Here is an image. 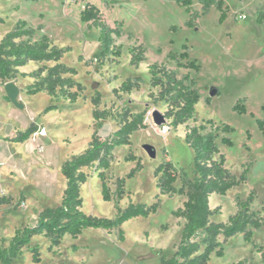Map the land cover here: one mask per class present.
<instances>
[{"label":"rangeland","instance_id":"obj_1","mask_svg":"<svg viewBox=\"0 0 264 264\" xmlns=\"http://www.w3.org/2000/svg\"><path fill=\"white\" fill-rule=\"evenodd\" d=\"M222 1L229 10L226 21L220 25V12L215 6L202 14L199 0H192L191 12L199 13L194 28L186 26L190 16L176 0L0 2V18L4 21L0 26V41L5 31L18 21H25L34 29L41 27L36 38L46 35L56 47L70 48L60 63L75 69L74 80L85 88L83 97L70 104L44 93L26 96L24 89L33 81L22 79L19 74L15 79L0 81V199H4L0 203V245L6 248L17 230L35 225L43 209L60 205L65 184L61 165L84 153L95 131L90 102L95 91L101 96L100 111H110L113 116L125 109L133 115L145 111L146 129L134 132L129 146L113 152V161L105 172L111 201L102 199L95 167L84 169L89 178L80 188L81 210L87 215L114 219L119 178L124 179L123 198L117 203L120 209L130 204L149 206L156 202V197L160 202L155 215L131 219L121 226L123 241L118 240V230L88 229L77 239L65 236L60 246L50 251L45 237L34 236L13 264H35L30 253L34 246L39 249L38 264H159L162 256L171 258L180 243L185 222L173 218L171 213L181 209L186 198L176 194L158 196L154 170L170 161L178 171L192 178L193 152L184 142L185 131L210 120L234 130L229 135L233 146L220 148L226 169L237 178L248 169L245 184L232 188L224 196L213 194L209 198L214 213L210 220L227 223L237 212V200H245L254 192L250 212L262 219L263 227L251 230L249 243L241 234L227 240L223 243V257L212 256L209 264L240 261L264 264V136L257 124L264 122V23H256L257 14L264 13V0ZM87 4L98 9L105 24L111 28L120 26L122 35L115 39V46L121 48L119 58L110 57L103 63L93 59L99 49V31L80 22V13ZM242 16L246 19L242 20ZM140 45L146 51L145 61L134 68L129 64V49ZM183 46L187 47L189 59L200 65L199 72L178 69L167 60L169 52L179 54ZM154 63L173 70L179 79L188 74L195 80L200 95L194 119L177 129L168 127L167 134H162L151 118L153 111L164 115L167 110L163 103L153 104L149 97L158 92L150 88L147 72V67ZM43 65L51 67L53 63L29 64L21 72L31 73ZM134 77L143 81L138 91L113 94L122 82ZM7 83L20 90L18 103L23 105L22 110L6 97ZM238 101L245 106V114L233 111ZM49 105H56L58 114L43 115ZM58 120L67 124L58 125ZM32 124L36 131L25 143L8 141ZM117 129V120L108 118L98 130V136L104 140ZM41 130H45V138L38 137ZM145 145L155 149L154 159L143 149ZM128 155L134 156L135 161L126 162ZM133 170L134 175L126 178ZM175 188H180V180ZM219 242H223L222 236Z\"/></svg>","mask_w":264,"mask_h":264},{"label":"trees","instance_id":"obj_2","mask_svg":"<svg viewBox=\"0 0 264 264\" xmlns=\"http://www.w3.org/2000/svg\"><path fill=\"white\" fill-rule=\"evenodd\" d=\"M25 1L35 2L37 0ZM176 3L185 8L190 16L186 26L194 28L199 13L191 12L192 0H176ZM199 4L202 6V14H205L211 6H215L220 12L218 23L221 25L226 21L229 9L224 6L222 0H199ZM80 22L99 31V49L93 56L96 62L103 63L107 58L121 56V48L115 46V39L122 35L119 25L111 28L105 24L98 9L91 4H87L80 13ZM256 23H264V13L257 14ZM3 24L4 21L0 18V25ZM39 30L41 27L33 29L25 21H18L3 36L0 41V81L15 79L19 74L23 79L33 80V83L24 89L26 96L34 97L44 93L55 100L75 104L79 98L83 97L85 88L74 80L77 75L76 70L60 63L64 55L70 52V48L56 47L46 35L36 38V31ZM171 30H175V27ZM145 53L141 45L129 49L130 66L137 68L143 63ZM166 58L175 63L178 69L197 73L201 68L196 60L189 59L186 46H183L179 54L169 52ZM30 63H53V66L43 65L31 73H19L20 68ZM147 72L150 77V88L158 89L157 94L149 96L152 103H163L167 108L164 113L165 125L177 129L193 120L195 106L200 101L195 80L188 74L179 79L173 70L156 63L149 65ZM142 83L140 77L128 78L118 89L113 90V94L117 96L138 91ZM93 88L96 89L97 85L94 84ZM90 102L93 107L92 118L96 123L95 131L87 150L66 160L61 165L60 173L66 181V188L63 191L60 205L43 209L35 225L17 230L6 248L0 245V264H13L21 257L23 249L29 246L34 236L45 237L49 242L50 251L59 247L65 236L77 239L83 231L88 229L106 232L118 230V240L123 241L120 228L125 222L135 218H148L158 212L160 208L158 197H156V202L149 206L130 204L125 209H120L117 203L122 200L124 194L123 178L116 180L114 219L87 215L81 210L80 188L89 178L84 169L95 167L101 185L102 199L105 202L111 201L105 172L109 170L113 161V152L116 148L129 146L130 136L134 132L146 129L145 111L133 115L125 109L118 116H113L110 111H100L101 96L98 91L94 92ZM57 110L56 105H49L42 114ZM233 111L238 114L246 113L245 106L240 101L234 105ZM108 118L117 120L118 129L106 139L101 140L98 130ZM257 124L264 136V122L258 121ZM35 131L36 126H30L24 132H17L15 137L8 141L17 144L25 143ZM233 131L230 126L217 124L212 120L186 129L184 142L193 152L192 178H189L184 171H178L170 161L160 164L154 170L158 196L176 194L186 198L183 207L171 213L173 218L185 221L180 243L173 256L171 258L162 256L159 264H209L212 256L223 257V243L227 240L241 234L244 241L249 243L252 237L251 230H259L263 227L262 219L256 213L250 212V205L255 198L254 192H251L245 200H237V212L228 219L227 223H214L210 220L214 213L210 210L209 198L213 194L224 196L232 188L245 184L247 180L248 169L243 170L238 178L233 176L226 169L225 157L220 153L221 147L233 146L229 138ZM124 160L126 162L135 161V157L128 155ZM134 172L135 170L131 171L126 178H131ZM178 180H180V188L176 190L175 184ZM0 203H4V199H0ZM220 236L223 237L222 243L219 242ZM30 253L32 262L40 263L38 247H32ZM236 264L247 263L240 261Z\"/></svg>","mask_w":264,"mask_h":264},{"label":"water","instance_id":"obj_3","mask_svg":"<svg viewBox=\"0 0 264 264\" xmlns=\"http://www.w3.org/2000/svg\"><path fill=\"white\" fill-rule=\"evenodd\" d=\"M5 94L10 103L15 106L17 109L22 110L23 105L21 103H18V98L20 95V90L13 84V83H7L4 86ZM152 122L156 127H162L166 124V120L164 118V115L159 113L158 111H153L151 114ZM147 155L154 159L156 157V151L152 146L145 145L143 147Z\"/></svg>","mask_w":264,"mask_h":264},{"label":"crops","instance_id":"obj_4","mask_svg":"<svg viewBox=\"0 0 264 264\" xmlns=\"http://www.w3.org/2000/svg\"><path fill=\"white\" fill-rule=\"evenodd\" d=\"M6 1H10V0H6ZM25 1V0H24ZM27 2V1H26ZM4 25V24H3ZM3 25H0V26H3ZM15 26V25H14ZM33 28V27H32ZM36 28V27H35ZM34 29V28H33ZM8 31H10V30H6L5 31V34L8 32ZM4 34V35H5ZM30 64H34V63H30ZM27 67V66H26ZM25 67H23V68H20L19 69V71L21 72V70H23ZM21 73H23V72H21ZM23 79V78H22ZM25 79H29V80H32V79H30V78H25ZM33 81V80H32ZM28 86V85H27ZM58 112H59V109L57 110V111H52V112H49V113H47V114H43V115H48V114H54V113H57L58 114ZM43 113V112H42ZM34 118V117H33ZM33 118H31V119H33ZM57 124L58 125H60V124H67V123H65L64 121H62V123H61V121L60 120H58L57 121ZM30 126H34L33 124L32 125H30ZM28 129V128H27ZM17 134V133H16ZM46 137V136H45ZM45 137H42V138H45ZM11 143V142H10ZM11 144H17V143H11ZM23 144V143H22ZM20 145V144H19ZM13 146H16V145H13ZM66 188V181H65V184H64V189Z\"/></svg>","mask_w":264,"mask_h":264},{"label":"built area","instance_id":"obj_5","mask_svg":"<svg viewBox=\"0 0 264 264\" xmlns=\"http://www.w3.org/2000/svg\"><path fill=\"white\" fill-rule=\"evenodd\" d=\"M241 19L245 20L246 18L244 16H242ZM159 128H160V131L162 134H167V132L169 130V128L166 125L159 127ZM45 136H46L45 130H41L38 134V137H45ZM1 165H2V163H1V159H0V167H1Z\"/></svg>","mask_w":264,"mask_h":264},{"label":"bare ground","instance_id":"obj_6","mask_svg":"<svg viewBox=\"0 0 264 264\" xmlns=\"http://www.w3.org/2000/svg\"><path fill=\"white\" fill-rule=\"evenodd\" d=\"M198 105V104H197Z\"/></svg>","mask_w":264,"mask_h":264}]
</instances>
